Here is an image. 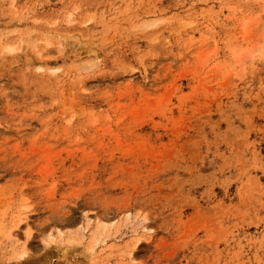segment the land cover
<instances>
[{
  "label": "rangeland",
  "instance_id": "rangeland-1",
  "mask_svg": "<svg viewBox=\"0 0 264 264\" xmlns=\"http://www.w3.org/2000/svg\"><path fill=\"white\" fill-rule=\"evenodd\" d=\"M0 264H264V0H0Z\"/></svg>",
  "mask_w": 264,
  "mask_h": 264
},
{
  "label": "bare ground",
  "instance_id": "bare-ground-1",
  "mask_svg": "<svg viewBox=\"0 0 264 264\" xmlns=\"http://www.w3.org/2000/svg\"><path fill=\"white\" fill-rule=\"evenodd\" d=\"M13 49V48H12ZM9 50V49H8ZM11 233V232H10ZM21 254V253H20ZM21 256H23L22 254H21Z\"/></svg>",
  "mask_w": 264,
  "mask_h": 264
}]
</instances>
